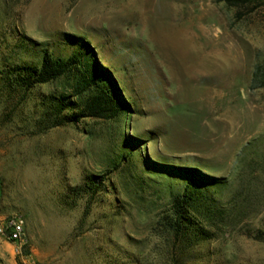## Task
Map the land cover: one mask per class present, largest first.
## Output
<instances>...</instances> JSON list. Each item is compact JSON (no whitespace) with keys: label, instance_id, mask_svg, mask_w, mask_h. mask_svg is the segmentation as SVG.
Listing matches in <instances>:
<instances>
[{"label":"rangeland","instance_id":"1","mask_svg":"<svg viewBox=\"0 0 264 264\" xmlns=\"http://www.w3.org/2000/svg\"><path fill=\"white\" fill-rule=\"evenodd\" d=\"M71 44L125 114L45 130L41 98L79 100L72 80L0 88V221L21 217L27 236L0 238V264H264V6L0 0V71ZM171 166L205 176L206 236L162 226L186 183ZM90 176L100 189L82 194Z\"/></svg>","mask_w":264,"mask_h":264},{"label":"trees","instance_id":"2","mask_svg":"<svg viewBox=\"0 0 264 264\" xmlns=\"http://www.w3.org/2000/svg\"><path fill=\"white\" fill-rule=\"evenodd\" d=\"M217 4H226L229 7H257L264 6V0H215ZM85 49L79 44L70 45L69 53L65 55L50 54L49 49L36 50L41 57L39 65L23 64L12 65L0 71V88L29 92L38 85H46L61 78H69L74 83V94L71 101L66 96H43L41 106L43 108L42 123L45 130L67 125H76L84 119L113 120L125 114L124 101L118 89L110 80H106L101 73L92 51L86 45ZM73 47V48H72ZM257 80L254 78V84ZM253 84V85H254ZM256 86V85H254ZM261 86H264L261 85ZM173 170L174 174L186 179L183 191L173 196L172 215L162 218V226L174 239L191 236L201 238L207 232L198 228V214L202 212L201 195L199 188L194 185L197 179H206L198 169L189 167H166ZM203 177V178H201ZM101 182L98 177L90 176L88 183L78 187L82 194L90 190L98 191ZM88 188V189H87ZM87 189V190H86ZM74 194L75 189L68 188ZM2 183L0 179V195ZM77 195V194H76Z\"/></svg>","mask_w":264,"mask_h":264},{"label":"built area","instance_id":"3","mask_svg":"<svg viewBox=\"0 0 264 264\" xmlns=\"http://www.w3.org/2000/svg\"><path fill=\"white\" fill-rule=\"evenodd\" d=\"M0 238L11 243L25 245L27 236L23 219L13 216L0 221Z\"/></svg>","mask_w":264,"mask_h":264}]
</instances>
